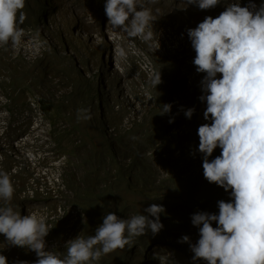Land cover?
<instances>
[{
	"label": "clouds",
	"instance_id": "1",
	"mask_svg": "<svg viewBox=\"0 0 264 264\" xmlns=\"http://www.w3.org/2000/svg\"><path fill=\"white\" fill-rule=\"evenodd\" d=\"M40 1L46 7L41 18L36 15L39 13V0H0V49H5L7 45L10 49L21 46L20 43H27L32 38L46 43L45 55L49 62L46 65L38 62L40 74L39 78L37 77V86L47 77L57 76V63L66 59L62 51L53 46L50 40L55 39L58 32L54 25L58 24L60 14L69 5L53 0L55 13H49L47 7L51 9V0ZM245 1L250 3L249 7L232 3L218 17L208 16L196 28L188 29V36L196 52L193 63L197 72L206 73L201 81L205 94L200 99L207 103L204 118L208 119L209 124L201 125L194 119L193 113L196 112L198 104L195 99L198 97L193 99V103L182 102L183 108L176 109L175 112L171 111V104H164L161 112L153 113L155 100L152 95L140 97L135 90L125 93L123 70L118 68L119 73L116 72L115 76L114 70L110 71L113 54L117 62L132 56L138 65V76L145 72L151 85L156 87L162 80L160 72L156 73L155 58L164 64L169 73L177 68L176 62L171 58L178 56V52L174 50L171 54L162 48L163 42L172 34V26L168 23H155L156 17L152 9L144 4L138 5L137 0L99 1L98 17L103 21L104 28L108 25L116 32L117 29H122L125 34L118 38L116 33H113L110 38L111 47H87L98 67V82V74L92 80L82 74V71L88 72L91 68L88 64V54L78 56L82 43L76 38L77 32H68L65 35L63 31L59 35L58 41L65 53L76 55L82 61L74 57L71 58L70 64V71L79 72L83 77L82 81L74 80L71 84L79 95V102H71V106L69 100L47 102L49 106L46 112L36 102H31L33 108L38 109L40 113V119L34 120L31 125L36 126L34 130L37 132L47 131L46 136L38 137L42 142L49 141L47 145L52 144L54 150H59L60 145L68 147L64 134L70 130L91 143L93 132L96 139L98 136L105 139L117 134L124 135L127 130L136 128L141 129L140 144L148 156L153 155L156 149L151 146L154 140V133L150 130L152 128L165 135L167 148L173 142L177 146L179 142H183V149L175 151L170 147L168 154L173 158L178 159L190 147L199 146V151L204 154V177L225 190L230 189L234 202L219 201L218 215L207 212L192 215L190 221L199 227L200 234L198 242L191 244V251L194 253L191 259L195 264H198L197 259L201 258L208 264H264V5L258 7L251 0ZM218 3L219 0H188V4H195L200 9H209ZM47 31L51 38L46 36ZM116 39H126L125 47L113 45ZM180 39L183 41V47H186L185 36L181 34ZM70 51H73V54ZM21 63L27 64L24 61ZM6 65L10 66L9 63ZM218 73L222 74L221 78H217ZM183 76V82L181 79L177 81L178 88L182 85L183 88L189 89L192 83L189 80L185 83ZM31 78L32 74L21 75L18 77L20 84L13 81L5 90L17 91L21 88L24 91H34L26 84ZM105 79L115 84L107 85ZM89 81L92 83L90 86ZM88 92L93 94L91 102H88ZM83 94H86L87 98H82ZM100 102H106L104 108ZM93 104L99 108L96 113ZM83 106L86 108H81ZM9 108H12V111ZM105 108L112 112H106ZM3 110L9 113L12 120L18 109L10 103L6 104ZM67 122L70 129L66 131ZM120 122L123 123L120 125ZM94 124L96 126L92 132L90 126ZM139 124H146L149 128L137 126ZM4 135L5 132L0 136ZM110 138L105 140H112ZM218 147L222 149L221 154L209 160ZM8 149L14 148H0V201L4 202L0 205V234L7 238L10 252L14 251L21 257L18 264H92L93 261H99L103 255L123 249L133 238L145 235L149 230L156 235L164 227L160 221L164 207L152 204L145 211L155 219H150L149 215L144 214L122 219L109 212L103 217V223L97 227L95 235L87 238L78 236L68 242L66 238L63 242L54 240L51 238L52 225L63 220L67 214L62 207L56 208L51 216L38 217L34 213L21 215L8 203L14 194L13 183L20 176L26 178V185L33 182L40 189L47 186L36 182L33 168L22 167L18 162L17 153ZM79 149L74 148L72 151ZM81 151L84 155L83 162L88 155H96L102 149L84 148ZM42 153L43 151L39 150L36 154ZM59 155L47 166L39 165L36 169L44 170V174L46 169L61 171L64 186L61 190L62 197L67 185V180L63 179L62 166L68 154ZM6 159L11 160L13 164L5 165ZM128 162L125 160V165H130ZM47 189L49 190V187ZM31 192V189L26 187L21 196L28 197ZM82 215L85 222L87 217L85 213ZM70 220L72 221L71 218ZM214 221L217 222V227L212 226ZM84 222L76 228L81 230ZM189 240L185 235L181 242ZM152 248L156 249L155 246ZM147 257L151 259L149 253ZM177 261L170 264H176ZM0 264H8L7 257L0 255Z\"/></svg>",
	"mask_w": 264,
	"mask_h": 264
},
{
	"label": "rangeland",
	"instance_id": "2",
	"mask_svg": "<svg viewBox=\"0 0 264 264\" xmlns=\"http://www.w3.org/2000/svg\"><path fill=\"white\" fill-rule=\"evenodd\" d=\"M56 1L57 3L66 2L69 4L68 7H66L60 14L58 24L54 25L55 30L58 32L55 34V39L50 40V43L57 47L58 50H61L63 56H66L65 60H61L57 63V76L51 75L50 77H47V79L42 82L40 86H37V77L39 78L40 74V68L37 64L39 62L46 65L49 62V58L45 55V41L32 38L28 40L27 43H20L19 45L21 46L10 49L7 45L5 49H0V135L5 132L4 136H0V148L7 149L13 147L14 149L8 150H11L12 153H17L16 156L18 157V162L21 163L22 167L28 169L33 168L32 172H34L33 176L36 179V182H39L40 184H44L46 182L47 184V186H42L41 189L37 186V184L34 185L33 182L26 185V178L24 176H20L13 183L14 194L11 201L8 202L10 206H12L14 210L19 211L21 215L34 213L38 217L51 216L55 212L56 208L58 209L59 206L62 207L67 213L65 218L70 216L72 219L69 224L70 228L65 236L66 242H68L69 240L75 239L79 236L81 230L76 228V226L84 222V215H82L83 212L73 201L75 192H73L71 188L69 189L66 185V191L61 197L63 191L59 190L54 192L49 187L50 184L48 178L44 176V170L38 171L36 168L39 165L42 167L47 166V164L56 160L60 156V153H67L68 157H66L62 166L64 174L63 179L65 178L70 181L73 180L76 175L82 179L84 178L83 176L86 175L87 166H85L82 162L84 155L82 154L81 149L93 148L101 150L102 146L100 145V142L102 141L99 140V138L96 139V135L93 132L96 126L94 124L93 126H90L94 135L91 143L85 141L82 136L75 134L74 131L70 130L64 134L67 138L68 147L60 145L61 147H58L59 150L52 149V144L47 145L49 141L42 142V140L38 137V135L46 136L47 131H45V133L37 132V130H34L36 129V126L33 124L31 125V122L40 119V113L37 111L38 109L35 110L31 102H36L44 112L47 111V106H49L47 102H65L69 100L68 102L70 106L71 102H79V95L73 90L71 84L74 80L82 81L83 77L79 74V72L70 71L71 58L76 57V55L67 54L65 53V50L61 48L62 44L58 40L59 35L63 33V31L65 35H67L68 32H77L78 36L76 38L78 42L81 41L82 43L78 56L81 57L88 54V64L91 68L88 72L82 71V74L90 80L98 74L96 79L97 82L99 81L98 67L94 63L87 47L97 45H108V47H111L112 41H110V38L113 36V33H116V36L119 38L124 35L125 32L122 29H117L116 32L108 25H105L104 28L103 21L98 17V12H100V0ZM137 3L138 5L144 4L152 9V12L156 17V20L154 21L155 23H168L172 26V34L166 42H163L162 48H164L167 53L172 54L174 50L178 52V56H172L171 58V60L176 62L177 68L169 73L166 67L163 66L164 64H161V62L155 58L156 63L154 61V64L157 69L156 73L160 72L162 80V82L156 87L151 85L150 79L148 80L146 78L147 74L145 72L140 73V76H138V65L136 63V59L132 56H128L125 61L117 62L113 54L111 57L112 64L110 71L114 70L113 76H115L116 72L119 73L118 68L123 70V90L125 93L135 90L140 97L147 96L148 94L152 95L155 100L152 110L154 111L153 113L161 112L164 104H171V111L175 112L176 109L179 110V108H183L182 102L185 101L193 103V99L198 97L195 99V102L198 104L197 107L195 106L196 112L193 113L194 119L201 125L209 124L208 119L206 120L204 118L207 103L206 101H201L200 99V97L205 94L202 91L201 81L206 73L197 72L196 66L193 63L196 52L192 47L191 40L188 36V29L196 28L198 24L203 22V20L208 16L213 18L218 17L232 3H239V6L241 7H249L250 3L245 0H219V3L216 6L209 9H200L195 4H188V0H157L152 2L147 0H137ZM58 28H60V30ZM181 34L186 38V47H183V41L180 39ZM46 36L51 38L49 31L46 32ZM125 40L126 39H116L113 41V45L125 47ZM1 45L2 44H0V48ZM70 52L73 54V51ZM36 59H38V61H36ZM78 60L82 62L80 58ZM21 61L27 62V64H23ZM8 63L10 66L6 65ZM31 74L32 78L26 84L30 85L34 91H24L21 88L17 89V91L5 90V87H7L8 84L13 83V81L15 84H20L18 77L21 75ZM182 75H184L183 79L185 83L186 80H189L192 83L189 89L183 88L182 85L178 88L177 81L181 79V82H183ZM185 76H187L186 79ZM221 76L222 74H217V78H221ZM174 77H177V79L174 80ZM104 82L107 85L115 84V82H109L108 79H105ZM91 84V81H89L88 85L90 86ZM82 98H87V95L83 94ZM92 98L93 94L88 92V102H91ZM10 103L18 109L15 111V116L12 120L11 117H9V113L4 112L3 110L5 105ZM66 107L67 106H65V108ZM72 111L73 110H71V112ZM90 115L92 116L91 113ZM69 129V124L67 122L65 130L67 131ZM150 130L154 133V140L160 143L163 140L162 137H164V134L158 133V130H153V128ZM134 133L137 138L142 134L140 128H136ZM117 135L111 138L109 137L112 139L109 143L114 146V151H120L117 143L113 139ZM109 138L105 137V139L108 140ZM74 148L80 149L74 152L72 151ZM39 150L43 151L40 155L36 154L39 153ZM133 151L135 152V150ZM4 164L11 166L13 162L6 159ZM171 166L174 169V172H176L172 163ZM123 170L125 171V167ZM166 173H168V169L163 168L158 174V179L154 180L156 187L162 185V180L167 177V175H164ZM129 175L138 177V171L130 170ZM151 178L152 175L147 173L145 179L149 180ZM138 181V179H134L133 182L135 183ZM26 187L30 188L32 192L30 196L23 197L21 194H23L26 190ZM48 187L51 192L47 189ZM169 193H171V189L168 186L163 185L157 192V196H159L157 199H160L162 196H166ZM122 195L124 197L131 196L127 193H123ZM158 202L163 203L164 199L161 201L158 200ZM3 204L4 202L0 201V205ZM148 207L149 206H147L146 209ZM160 221L163 225H173L169 229L171 231H175L174 233L177 244L187 249L189 253L174 259V253L167 247H158L153 249V246L147 245L139 250L135 255L134 253H131L129 257L131 263L132 260L137 258L136 255L141 254L140 258H142L143 253L146 256L149 253L151 259L159 260L160 264H170L172 259H174L173 261L178 260L176 264H195L191 259V256H194V253L191 251V244L197 243L200 238L199 227L193 225V223L189 221L187 229H178L176 228L178 225V220L176 218L168 220L163 217ZM165 229L168 228L165 227ZM185 235H187L190 240L188 242H181L182 237ZM124 249L126 248L124 247L119 250ZM0 255L7 257L8 264H18L21 259V257H18L16 252H10L7 238L3 234H0ZM147 258L150 259L149 257ZM28 264L32 263L28 262Z\"/></svg>",
	"mask_w": 264,
	"mask_h": 264
},
{
	"label": "trees",
	"instance_id": "3",
	"mask_svg": "<svg viewBox=\"0 0 264 264\" xmlns=\"http://www.w3.org/2000/svg\"><path fill=\"white\" fill-rule=\"evenodd\" d=\"M251 1L258 7L264 5V0ZM50 4L52 7L51 9L47 7L48 12L55 13L53 0H51ZM45 11L46 7L39 0V13L36 15L41 18ZM100 103L104 108L106 102ZM93 105L95 108L94 112L96 113L99 108L95 104ZM81 108L86 107L83 106ZM9 109L12 111V108ZM105 111L108 113L112 112L108 108H105ZM122 123L120 122L119 124L121 125ZM137 126L149 128L146 124H139ZM127 131L126 134L117 135L114 139L120 151H114V146L108 140L98 136L99 140L102 141V151L96 155H88L84 159L83 164L87 166L84 178L81 179L76 175L73 180H67L68 187L75 192L73 201L87 217V220L81 227L82 231L79 236L87 238L95 235L97 227L103 223V217L109 212L116 214L122 219H127L137 214L149 215L145 211L147 206L152 204L162 205L165 211L160 214V218L165 216H167V219L176 218L178 220L176 228L187 229L188 222L192 220L193 214L207 212L218 215L219 201L234 202L230 189L225 190L224 187L216 183H210L204 177L202 166L204 154L199 151V146L190 147L186 153L176 159L169 156L168 151L171 148L175 151L183 149V142H179L178 146L173 142L167 148L164 135L160 143L156 140L151 142V146L156 147V149L153 155L148 156V153L140 144L139 137L137 138L134 133L135 129ZM221 151L220 147L215 149L209 160L215 159L221 154ZM124 159L130 162L129 166H124ZM171 163L174 165L176 172H174ZM124 167L125 171L123 170ZM163 168L168 169V173L164 174L167 177L162 180V185L156 187L154 180L158 179V174ZM130 170L138 171V177L129 175ZM147 173L152 175V178L149 180L145 179ZM134 179H138L139 181L134 183ZM163 185L168 186L171 189V193L157 199L159 198L157 192ZM123 193L131 196L124 197ZM163 199V203L158 202V200L161 201ZM149 218L155 219L150 215ZM70 222V216L57 223L55 222L52 225L51 238L63 242L69 230ZM172 226L164 224V227L156 235H153L149 230L145 235L133 238L132 242L125 246L126 249H117L103 255L99 261H93L92 264H160L159 260L156 262L151 259L149 260L144 253L142 254V258H140L141 254L136 255L137 258L132 260L131 263L129 260L131 253L135 255L147 245L155 246L156 248L160 245H165L172 250L174 249V259L182 255L184 256L189 251L177 244L175 231L169 229ZM212 226L217 227V222H212ZM165 227L168 229H165ZM65 251L66 248L64 249ZM197 262L198 264H208L202 258L197 259Z\"/></svg>",
	"mask_w": 264,
	"mask_h": 264
},
{
	"label": "built area",
	"instance_id": "4",
	"mask_svg": "<svg viewBox=\"0 0 264 264\" xmlns=\"http://www.w3.org/2000/svg\"><path fill=\"white\" fill-rule=\"evenodd\" d=\"M46 177L48 178L49 181V187L54 191L57 192L59 190H63L64 186L62 184V173L61 171H55V170H51V169H46ZM46 184V182L44 183Z\"/></svg>",
	"mask_w": 264,
	"mask_h": 264
}]
</instances>
